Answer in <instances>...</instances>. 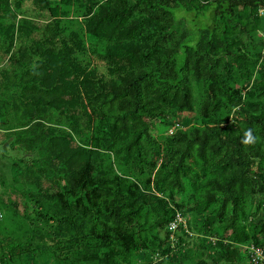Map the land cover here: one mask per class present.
Listing matches in <instances>:
<instances>
[{"label":"trees","instance_id":"16d2710c","mask_svg":"<svg viewBox=\"0 0 264 264\" xmlns=\"http://www.w3.org/2000/svg\"><path fill=\"white\" fill-rule=\"evenodd\" d=\"M33 1L43 18L84 7L91 46L79 58V43L56 47L51 22L4 23L11 0H0V93L15 83L0 115L43 147L16 174L24 189L0 200L11 224L0 223V264H132L141 253L140 264H209L200 249L215 264H264L248 254L264 249V0ZM193 79L206 122L161 140L170 111L193 115ZM178 212L198 236L171 239Z\"/></svg>","mask_w":264,"mask_h":264},{"label":"rangeland","instance_id":"374dc122","mask_svg":"<svg viewBox=\"0 0 264 264\" xmlns=\"http://www.w3.org/2000/svg\"><path fill=\"white\" fill-rule=\"evenodd\" d=\"M16 0H11V7L10 11L8 13L2 14L4 17L3 22L7 23V21H14L18 25L20 24L21 20H30L33 21H39L41 23L49 24L51 22L52 26L51 29H54L57 33L54 37V40L56 42V47L60 48L63 41L75 46V42L79 43V47H76L78 49L79 55L78 57L84 58V56H81V51L86 49L90 50L91 43L88 40V32H87V18L84 16L87 13V10L81 6H66L67 13L63 14V16L59 18L54 17H48L43 18L41 11L39 8H37V3L32 1H24L22 5L19 7L17 6ZM59 0H53L54 3H57ZM2 13V12H0ZM66 15V16H64ZM264 17V16H263ZM209 22V20H208ZM191 26V23L186 21L181 17V20L179 19L178 22L174 25V30H176L181 35L186 33L188 28ZM41 28H44V26H41ZM58 30V31H56ZM41 32V30H37V33ZM263 33V32H261ZM41 34V33H40ZM264 34V33H263ZM24 40V39H23ZM63 40V41H61ZM24 42V41H23ZM22 42V43H23ZM2 45V44H1ZM21 45L20 40L18 39L16 42V45L14 46L12 52L14 54H18L19 47ZM3 47H0V69L4 67V65L8 62V60H3V53L5 49L8 47V44L5 43V45H2ZM10 54L9 56H11ZM38 59V56H35L33 60H29L31 63H35ZM86 59V58H85ZM193 86H194V92H195V99H194V112L193 115H189V112H177L176 110L170 111L169 116L167 117V122L164 124H159L155 128V132L161 136V140H164L166 136H170L175 134L179 130H189L193 125H200L201 122H206V119L200 117L199 112V100H200V89H199V83L196 80H192ZM14 84H11L10 93H0V108L3 107V102H11L12 94L14 92ZM177 112V113H176ZM65 121V120H64ZM13 123L10 119L5 120V118L0 115V200L3 199V195L7 194L11 190H23L24 184L16 181V174L19 172V170L26 168L30 164H34V162L39 158L42 157L43 154V147L42 145L32 144V146H28V144L18 141V138H16V135L13 134L14 131H12ZM36 161V162H37ZM189 190L183 195L179 196L177 200L179 202L186 201L190 197V193L192 192L190 186ZM261 200L259 196L255 199V202L253 200H249L247 203V215L250 221L254 220L253 213L258 205V202ZM262 211V210H261ZM0 212L2 213V220H0V223H3L4 226H10L11 224L8 222L7 219V210L0 209ZM189 219L192 221L193 225V217L194 214L188 215ZM197 226L196 230L202 233H205V228L203 226V222L205 221V218L203 216H197ZM194 227V228H195ZM33 229L30 223H27L24 229V239H27V232H30L31 229ZM10 230H7L6 233L9 234V231L13 230L14 227L11 226L9 228ZM29 230V231H28ZM213 232H218L219 234H223L224 232L221 230V226L217 225L216 229H214ZM20 233H23L21 231ZM19 233V234H20ZM13 234H16L13 232ZM27 236V237H26ZM26 237V238H25ZM45 239H40L37 241H43ZM196 241H193L195 243ZM197 243V242H196ZM196 247V246H195ZM200 252L202 254V258L205 259L209 264H215V259L207 253H203L200 249ZM26 255V254H25ZM144 255L141 253L139 256L134 257V260L132 264H140V261L143 259ZM38 259H35L33 255H30L27 258V264H34ZM120 264H127L125 261L120 260ZM32 262V263H31ZM242 264H250L249 260H245Z\"/></svg>","mask_w":264,"mask_h":264},{"label":"built area","instance_id":"2783aa9c","mask_svg":"<svg viewBox=\"0 0 264 264\" xmlns=\"http://www.w3.org/2000/svg\"><path fill=\"white\" fill-rule=\"evenodd\" d=\"M261 14H264V10H261ZM184 229L186 233H188L190 236H198L195 232L191 231L188 226V221L185 218V216L178 212L176 214L175 218L171 221L169 225V231L171 233V239L174 241L177 240L176 233L180 231V229ZM248 253L250 256L253 257L255 261H258L259 259L264 260V250L262 248H256L254 245H251V247H248ZM253 260V261H254Z\"/></svg>","mask_w":264,"mask_h":264},{"label":"clouds","instance_id":"9594fccd","mask_svg":"<svg viewBox=\"0 0 264 264\" xmlns=\"http://www.w3.org/2000/svg\"><path fill=\"white\" fill-rule=\"evenodd\" d=\"M245 136L248 138V139H251V130L249 129L246 133H245ZM247 142V141H246ZM264 250V249H263ZM249 254V253H248Z\"/></svg>","mask_w":264,"mask_h":264}]
</instances>
